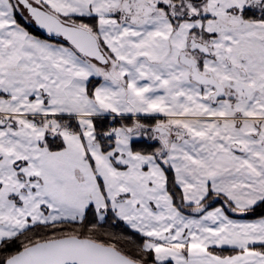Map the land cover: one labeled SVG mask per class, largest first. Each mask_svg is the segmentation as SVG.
Returning <instances> with one entry per match:
<instances>
[{"label": "snow or ice", "instance_id": "6c2138e0", "mask_svg": "<svg viewBox=\"0 0 264 264\" xmlns=\"http://www.w3.org/2000/svg\"><path fill=\"white\" fill-rule=\"evenodd\" d=\"M0 264H264V0H0Z\"/></svg>", "mask_w": 264, "mask_h": 264}]
</instances>
